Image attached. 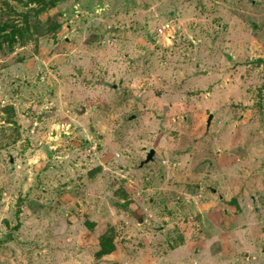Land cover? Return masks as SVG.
<instances>
[{"label":"rangeland","instance_id":"obj_1","mask_svg":"<svg viewBox=\"0 0 264 264\" xmlns=\"http://www.w3.org/2000/svg\"><path fill=\"white\" fill-rule=\"evenodd\" d=\"M24 2L0 0L29 24L0 44V264H264V0Z\"/></svg>","mask_w":264,"mask_h":264},{"label":"trees","instance_id":"obj_2","mask_svg":"<svg viewBox=\"0 0 264 264\" xmlns=\"http://www.w3.org/2000/svg\"><path fill=\"white\" fill-rule=\"evenodd\" d=\"M36 3V10L35 12L43 11L47 7L54 6L55 0H27L24 2L25 5ZM22 17L17 19L16 21H2L0 23V44L6 43L10 45L15 38L23 37L24 32L28 29V14L27 12H22ZM52 29L51 27H48ZM47 28V29H48ZM113 250V243L111 241L110 236L105 234H101L98 238V249L95 252V256H102L104 254L109 253Z\"/></svg>","mask_w":264,"mask_h":264},{"label":"water","instance_id":"obj_3","mask_svg":"<svg viewBox=\"0 0 264 264\" xmlns=\"http://www.w3.org/2000/svg\"><path fill=\"white\" fill-rule=\"evenodd\" d=\"M209 120V118H207V121ZM152 153H153V151H152V149H150L147 153H146V156H145V158H144V160L142 161V162H147V161H149L150 159H151V157H152ZM255 209V208H254Z\"/></svg>","mask_w":264,"mask_h":264},{"label":"built area","instance_id":"obj_4","mask_svg":"<svg viewBox=\"0 0 264 264\" xmlns=\"http://www.w3.org/2000/svg\"><path fill=\"white\" fill-rule=\"evenodd\" d=\"M167 28V24L164 23L162 27L157 28V32H162L163 29Z\"/></svg>","mask_w":264,"mask_h":264},{"label":"crops","instance_id":"obj_5","mask_svg":"<svg viewBox=\"0 0 264 264\" xmlns=\"http://www.w3.org/2000/svg\"><path fill=\"white\" fill-rule=\"evenodd\" d=\"M256 209V208H255Z\"/></svg>","mask_w":264,"mask_h":264}]
</instances>
